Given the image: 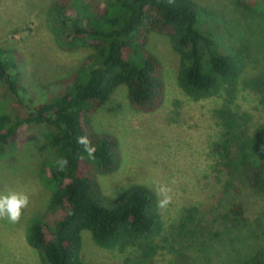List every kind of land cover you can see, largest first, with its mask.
<instances>
[{"label": "trees", "instance_id": "16d2710c", "mask_svg": "<svg viewBox=\"0 0 264 264\" xmlns=\"http://www.w3.org/2000/svg\"><path fill=\"white\" fill-rule=\"evenodd\" d=\"M233 1L238 9L254 10L247 0ZM48 12L60 50L90 52L82 66L60 82L64 91L59 97L38 105L25 101L20 57L0 49V89L20 111L10 115L0 105V160L14 157L16 139L26 129H46L47 161L40 180L51 199L26 228L27 244L45 264H86L83 231L105 250L137 244L143 258L139 264H147L156 252L155 243L165 230L156 193L134 185L115 199L104 195L98 176L116 173L122 153L115 136L93 127L94 115L121 86L127 88L130 107L137 113L154 114L164 105L163 66L148 50L152 33L172 40L180 61L177 83L184 95L198 102L226 93L225 106L216 112L222 127L217 172L226 176L219 199L225 214L218 218L232 226L230 231L245 229L241 189L264 195V125L251 131L250 116L230 109L246 61L224 47L218 31L197 29L201 14L217 23L216 16L194 0H60ZM83 135L96 145L94 159L77 143ZM60 158L69 161L64 170L57 164ZM179 229L182 242L207 243L221 236L188 214ZM243 264H264V247Z\"/></svg>", "mask_w": 264, "mask_h": 264}, {"label": "rangeland", "instance_id": "374dc122", "mask_svg": "<svg viewBox=\"0 0 264 264\" xmlns=\"http://www.w3.org/2000/svg\"><path fill=\"white\" fill-rule=\"evenodd\" d=\"M57 1L0 0V49L20 57L21 97L36 105L59 97L64 91L60 82L70 78L90 55L89 51L69 52L57 47L48 23L49 8ZM194 1L217 18L216 23L201 14L197 29L218 31L224 47L246 61L230 109L250 116L254 131L264 125V0H247L255 11L238 9L233 0ZM148 50L163 66L164 105L154 114L137 113L130 107L127 88L121 86L94 115V129L115 136L122 153V165L116 173L98 176L101 189L111 199L134 185L155 193L158 185L172 189V202L160 208L165 230L147 264H243L264 247V195L241 189L239 200L248 221L245 229L230 231L232 226L218 218L225 214L219 199L226 176L217 172L222 127L216 112L225 106L226 93L191 100L178 87L180 61L172 40L152 33ZM0 105L7 114L20 113L2 89ZM45 130L37 126L26 129L16 139L14 157L0 160V194L17 191L30 197L18 223L0 218V264H45L26 241L30 220L44 212L51 199V192L40 180L47 161ZM186 214L194 216L202 227L220 233V238L207 243L182 242L179 221ZM81 236L86 264H139L143 259L137 244L105 250L95 244L89 231Z\"/></svg>", "mask_w": 264, "mask_h": 264}, {"label": "clouds", "instance_id": "9594fccd", "mask_svg": "<svg viewBox=\"0 0 264 264\" xmlns=\"http://www.w3.org/2000/svg\"><path fill=\"white\" fill-rule=\"evenodd\" d=\"M77 143L83 147V153L87 155V158L94 159L96 153V145L92 143L87 135L77 137ZM84 158V155H81ZM67 158H60L57 160V164L60 170L68 165ZM172 183H175L173 180ZM172 189L168 185H158L156 188V195L162 197L158 199L157 206L165 208L172 202V195L170 193ZM30 203V197L28 194L17 191H8L4 194H0V218H6L11 223H18L22 217L23 211L28 207Z\"/></svg>", "mask_w": 264, "mask_h": 264}]
</instances>
